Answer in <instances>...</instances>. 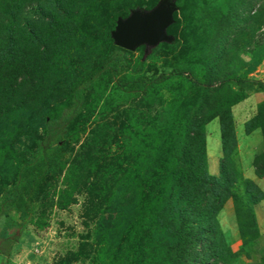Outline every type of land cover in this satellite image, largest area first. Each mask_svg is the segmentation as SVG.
<instances>
[{"label": "rangeland", "instance_id": "rangeland-1", "mask_svg": "<svg viewBox=\"0 0 264 264\" xmlns=\"http://www.w3.org/2000/svg\"><path fill=\"white\" fill-rule=\"evenodd\" d=\"M127 1L143 3L138 7L142 10L160 2L111 0L103 5L101 15L94 11V4L87 5L93 10L86 16L84 13L83 22L89 23L83 27L87 34L94 35L101 20L108 25L105 16L110 8ZM174 2L177 11L168 34L176 43H161L147 52L145 46H140L126 55L129 76L158 75L170 72L171 66L177 64L185 70L183 80L241 76L264 82V0ZM67 3L34 0L25 4L16 19L14 42L29 48L33 42L29 30H33L43 38L40 46L47 39L64 49L62 35L61 39L57 37L66 26L62 7ZM80 3L87 1L79 0ZM53 16H58L55 23ZM53 30L55 37L50 36ZM72 48L67 47V53ZM88 60L78 56L73 59L76 71L66 80L69 85L79 71L88 73L86 68L92 65ZM60 69L40 75L50 83L40 93L31 91L27 82L22 83L25 75L21 72L5 76V84H11L13 91H4L6 98L0 101V190L1 185L16 178L20 160L34 146V139L45 138L41 116L58 118L67 106L69 86L59 74ZM184 92L163 84L153 96L124 95L114 89L108 76L86 90L81 112L61 142V164L41 182L32 198V211L25 220L18 219L16 234L11 235L13 228L4 234V216L0 212V264H157L158 246L149 245L146 237L148 224L157 211L149 205L160 189L152 176L161 167L160 134L164 126L171 122L177 126L183 120L181 107L175 105L179 99L184 103ZM245 94L247 98L231 109L237 153L243 176L264 193V177L257 176L253 167L256 163V168L264 172L259 158L264 152L261 129L250 135L244 131L245 123L253 119L264 102V92ZM204 133L207 159L208 153L211 157L208 171H216L219 176L222 153L217 118L205 125ZM123 138H133L134 153L126 159L115 158L114 150ZM254 213L258 236L252 240L253 235L246 232L248 244L243 245L232 200L226 201L219 212L222 245L233 254L226 264H264V199L254 206ZM212 262L201 257L197 264H217Z\"/></svg>", "mask_w": 264, "mask_h": 264}, {"label": "trees", "instance_id": "trees-1", "mask_svg": "<svg viewBox=\"0 0 264 264\" xmlns=\"http://www.w3.org/2000/svg\"><path fill=\"white\" fill-rule=\"evenodd\" d=\"M33 1L0 0V101L6 98L4 91H13L11 84H5L8 74L21 72L26 79L23 78L22 83L27 82L31 91L40 93L50 84L46 79L42 80V73L50 74V70L61 68L59 74L66 81L76 71L73 61L76 56L91 60L92 65L86 68V75H83V71L76 73L77 78L70 85L66 81V86H69L67 106L58 118L53 119L48 114L41 116L46 130L45 138L34 139V146L28 148L20 160L16 178L11 183L1 185L0 212L4 216V234L11 228V235L18 232V219L25 220L32 211V198L41 182L61 164V142L81 112L86 90L104 76L110 77L114 89L124 95L145 93L153 96L160 85L169 84L171 90L185 91L182 96L184 103L179 99L175 105L181 107L183 120L177 126H173L172 122L165 125L163 134H160L163 135L160 148L163 158L161 167L152 176L160 189L149 205L157 211L153 221L148 224L146 237L151 243L149 245L158 246L157 264H197L201 257H206L212 263L226 264L225 260L233 254L222 245L223 233L217 219L224 203L232 200L238 230L243 237V245H246V232L253 235L252 240L258 236L254 206L264 199V193L257 185L243 176L231 109L247 98L245 92H264V82L241 76L217 77L211 81L196 78L183 80L185 70L177 64L171 66L170 72L129 76L126 72V55L131 52L115 46L110 33L118 18H125L131 10L144 5L134 1L113 5L105 16L108 25L101 20L97 25L98 30L91 36L83 28L89 25L88 21L83 22L84 13L85 16L93 13L87 5L94 4V11L101 15L103 5L111 0H86L87 4L84 5H79V0H67V5L62 7V18L68 27L65 26L66 30L57 37L61 39L62 35L65 48L55 47L51 45L54 41L47 39L40 46L43 38L36 36L33 30H29L33 42L26 48L14 42L15 25L21 8ZM56 17L53 16L54 23L58 21ZM50 25L54 27L53 23ZM50 36L55 37V30L50 32ZM175 43L174 39L171 44ZM67 47L72 48L69 54ZM48 92L52 94L51 89ZM170 101L173 102V99ZM215 118L219 121L222 153L219 176L211 175L208 171L204 133L205 125ZM257 129H261L264 141V102L244 127L246 134ZM135 147L133 138H123L113 156L126 159L127 155L134 153ZM259 158L264 164V152ZM257 165L253 164L255 173L262 178L264 172L256 168ZM128 241H132V234Z\"/></svg>", "mask_w": 264, "mask_h": 264}, {"label": "water", "instance_id": "water-1", "mask_svg": "<svg viewBox=\"0 0 264 264\" xmlns=\"http://www.w3.org/2000/svg\"><path fill=\"white\" fill-rule=\"evenodd\" d=\"M177 11L174 0H160L150 10L133 9L125 18L116 20L110 37L115 46L133 52L145 46L146 52L161 43H172L174 37L167 33L174 23Z\"/></svg>", "mask_w": 264, "mask_h": 264}, {"label": "crops", "instance_id": "crops-1", "mask_svg": "<svg viewBox=\"0 0 264 264\" xmlns=\"http://www.w3.org/2000/svg\"><path fill=\"white\" fill-rule=\"evenodd\" d=\"M257 131H258V130L254 131V132L257 133ZM250 134H251V133H250ZM250 134H249V135H250ZM219 157H220V154H219ZM210 165H211V157H210V154L208 153V169H209V171H210ZM210 174H211V175H214V176L218 175L216 171L213 172V173L210 172Z\"/></svg>", "mask_w": 264, "mask_h": 264}]
</instances>
